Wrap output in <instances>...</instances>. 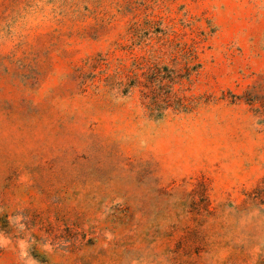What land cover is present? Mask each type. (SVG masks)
I'll use <instances>...</instances> for the list:
<instances>
[{
  "label": "rangeland",
  "instance_id": "374dc122",
  "mask_svg": "<svg viewBox=\"0 0 264 264\" xmlns=\"http://www.w3.org/2000/svg\"><path fill=\"white\" fill-rule=\"evenodd\" d=\"M0 264H264V0H0Z\"/></svg>",
  "mask_w": 264,
  "mask_h": 264
}]
</instances>
